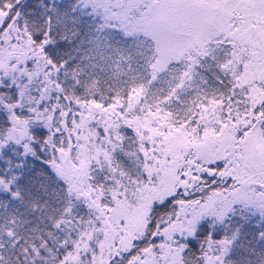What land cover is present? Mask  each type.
<instances>
[{
	"label": "snow or ice",
	"instance_id": "obj_1",
	"mask_svg": "<svg viewBox=\"0 0 264 264\" xmlns=\"http://www.w3.org/2000/svg\"><path fill=\"white\" fill-rule=\"evenodd\" d=\"M0 264H264V0H0Z\"/></svg>",
	"mask_w": 264,
	"mask_h": 264
}]
</instances>
